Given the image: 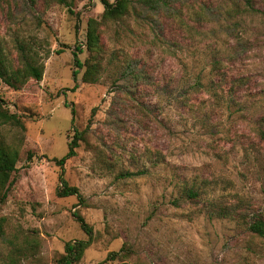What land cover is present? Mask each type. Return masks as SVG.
Segmentation results:
<instances>
[{
	"label": "rangeland",
	"instance_id": "obj_1",
	"mask_svg": "<svg viewBox=\"0 0 264 264\" xmlns=\"http://www.w3.org/2000/svg\"><path fill=\"white\" fill-rule=\"evenodd\" d=\"M130 1L101 24L97 82L86 83L74 52L91 56L99 0H0L8 62L45 68L18 90L0 78V103L25 127L0 121V142L19 153L0 202V264H60L68 242L89 238L74 213L93 228L75 264H264L249 229L264 220V0H250L254 12L246 0ZM75 132L62 168L53 159ZM61 174L82 201L57 195Z\"/></svg>",
	"mask_w": 264,
	"mask_h": 264
},
{
	"label": "trees",
	"instance_id": "obj_2",
	"mask_svg": "<svg viewBox=\"0 0 264 264\" xmlns=\"http://www.w3.org/2000/svg\"><path fill=\"white\" fill-rule=\"evenodd\" d=\"M104 6V12L101 20L91 18L88 21L87 25V34H86V48L90 52L91 56L89 59L83 63L79 58V54L83 52L82 46L78 45L74 52L75 65L78 70L87 67V70L84 74L83 81L86 83H95L97 82V74L99 73V68L101 65L100 56L101 52V24L108 21H115L122 19L129 11L131 4L130 0H116L111 2L110 0H99ZM179 0H140V3L147 8L159 10L162 7L172 5L174 2ZM196 1V0H194ZM190 4V0H185V4ZM193 3V2H192ZM191 3V4H192ZM247 11L254 12L256 8L250 0H246ZM190 4V5H191ZM70 12L74 13L72 10ZM75 14V13H74ZM79 15V13L77 14ZM44 65L38 63V60L35 56L26 59L25 65L22 68L15 69L7 60L3 51L0 48V78L11 88L21 89L30 79L41 81L44 75ZM78 70L74 71V80L77 82ZM213 71H215V76L219 81L224 82V74L222 73L223 67L222 63L215 61L213 65ZM223 75V76H222ZM222 76V77H221ZM213 83V82H211ZM219 86L222 87L221 83ZM78 84L72 89L76 91L78 89ZM194 89H199L204 87L202 81L198 80L193 86ZM212 90L216 89L211 86ZM73 116L75 115L74 110L72 111ZM0 121L2 124H18L19 127L25 128L23 123L16 117L15 114H12L0 103ZM74 121V118L73 120ZM259 136L264 140V131L259 130ZM73 139L69 143L68 153L61 159L54 158L53 161L57 163L60 167H64L66 162L76 156L77 149L79 148V141L82 139L78 132H75ZM18 151L11 149L10 147L4 146L0 142V202L3 203L14 186L16 178H12L13 173L17 171L16 165L18 161ZM32 156V155H30ZM61 186L58 188L57 195L62 198L76 196L82 201V194L79 188L70 186L68 182L64 179L63 174L60 176ZM187 195L191 199L198 197V193L194 190L187 191ZM226 215V214H224ZM74 217L79 222L82 230L88 235V240L84 241H71L66 244L65 254L60 258V264H75L81 261L85 251L92 245L93 237V228L86 222L85 218L79 213H74ZM250 231L257 237L261 238L264 241V220H256L254 223L249 226ZM2 230V225H0V232ZM113 253L112 255H116ZM10 264H18L17 261L12 260Z\"/></svg>",
	"mask_w": 264,
	"mask_h": 264
}]
</instances>
